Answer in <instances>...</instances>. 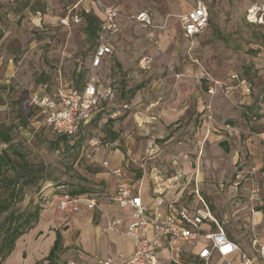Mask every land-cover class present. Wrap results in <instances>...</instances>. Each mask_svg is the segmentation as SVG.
<instances>
[{"label": "rangeland", "instance_id": "obj_1", "mask_svg": "<svg viewBox=\"0 0 264 264\" xmlns=\"http://www.w3.org/2000/svg\"><path fill=\"white\" fill-rule=\"evenodd\" d=\"M97 1L117 10L120 31L109 38L112 54L92 68L96 42L84 33V21L74 23L72 16ZM199 3L208 10V26L187 40L181 17ZM263 7L264 0H0V130L11 128L6 152L13 162L0 182V205L8 206L0 214V242L9 220L35 205L61 217L57 201L72 190L87 188L97 203L109 198L107 185L95 181L108 174L101 161L110 119H94L79 145L33 123L22 129L18 119L30 92H70L95 79L116 90L117 103L131 106L111 120L119 134L112 150L125 152L132 139L129 158L136 167L154 143L160 149L156 165L178 159L185 168L190 183L184 196L196 185L229 238L248 254L264 246L258 211L264 207ZM139 12L151 15L153 27L134 23ZM144 57L152 60L149 71L138 67ZM233 74L247 81L249 95L240 88L225 93V86L236 85ZM151 115L157 123L137 127L136 116ZM92 137L100 139L99 154L87 145ZM81 204L73 216H82ZM70 215L58 219L60 230L69 228ZM76 260V249L59 255L61 264Z\"/></svg>", "mask_w": 264, "mask_h": 264}, {"label": "built area", "instance_id": "obj_2", "mask_svg": "<svg viewBox=\"0 0 264 264\" xmlns=\"http://www.w3.org/2000/svg\"><path fill=\"white\" fill-rule=\"evenodd\" d=\"M96 7L101 10L103 20L99 25L97 47L91 60L92 68L99 67L102 61L112 54L109 38L120 31V16L117 10L111 6H103L99 1L96 2ZM73 9H76V6ZM84 13L87 14L84 9L80 10V14L75 13L72 16L73 22L77 24L82 22ZM261 13L264 15V10ZM131 19L141 28L153 27L152 17L147 12H139ZM208 22V10L199 3L181 17L183 37L192 40L200 36L206 30ZM151 65L152 60L147 57L138 62V67L142 71L151 70ZM230 80L236 85L225 86V93L235 88H240L246 95L251 93V87L245 79L233 74ZM215 85L220 89L223 87L220 82H215ZM27 105L36 110L31 124L49 130L57 137L67 138H83L87 127L97 114L102 113L107 119L114 120L131 110L130 104L117 103L114 88L95 79L88 81L81 93L68 94L62 88L51 95L30 92L27 96ZM87 145L95 154L101 152L98 137H92ZM6 149L7 145L0 142V154ZM154 153V146H149L146 156ZM130 162L134 161L130 160ZM101 167L107 170L114 180L111 198L113 204L131 212L132 221L122 234L132 238L133 253L121 264H162L159 252L165 248L169 250L171 264H264V246H259L254 249L253 254H248L230 239L219 226L196 185L184 197V204L176 207V201L165 200L160 190L162 187L167 191L175 190L180 186L179 201H184L183 195L189 182L180 185L179 182L171 179L155 178L154 185L157 192L154 207L151 208L143 202L134 186L125 180L126 174L123 169L111 168L105 159L101 161ZM79 202H84L88 210H93L96 205L95 201L88 197L73 198L63 194L59 197L57 210L77 213ZM165 207L170 213L161 212ZM121 224V219L114 218L110 221L108 229H118ZM213 227L215 229H212ZM185 256H189L192 263L187 262ZM99 264L116 263L107 259L100 260Z\"/></svg>", "mask_w": 264, "mask_h": 264}, {"label": "crops", "instance_id": "obj_3", "mask_svg": "<svg viewBox=\"0 0 264 264\" xmlns=\"http://www.w3.org/2000/svg\"><path fill=\"white\" fill-rule=\"evenodd\" d=\"M84 10L87 14L95 16L98 24H101L103 14L94 3L92 6L85 7ZM111 47L113 51V46L111 45ZM105 60L102 61L101 65ZM98 81L101 82L100 80ZM102 84L111 86L110 84ZM102 116L104 114H97L95 120ZM135 119L137 127L139 128L157 123V118L154 115L147 117L136 116ZM112 123L106 126L105 132L109 136L110 141L105 144L103 158L108 161L111 168L124 170L126 174L125 180L134 186L147 206L154 207V198L157 192L154 185L155 178L171 179L179 182L180 185L189 182L188 174L185 168L178 163V159L171 160L168 166L156 165V159H160V154H158L160 149L154 143L147 146L143 152L144 158L139 165L134 167V162H130L133 159L129 158L131 151L135 150L132 139L128 142L125 152L118 148L112 150V147L116 145L115 143L119 139V134L111 127ZM89 127L90 125L86 131ZM149 146H154L155 153L151 156H146V150ZM132 169L138 171V174H132ZM98 177L99 180H96L95 183L101 181L107 185V190L110 195L109 198L98 203L95 199L89 198L95 201L96 205L93 210H88L84 202H79L78 204L82 203L81 207H83L81 217H75L72 215L73 213L65 211L61 213V217L57 218L54 209H52L51 213L48 212L49 208L42 210L35 229L28 231L15 242L14 250L1 264H46L44 258L53 246L56 232L62 238L61 245L62 249H64L63 252L70 248L76 249L77 260L69 261L66 264H99L100 260L107 259L113 260L116 264H121L123 260L128 259L133 253V241L130 236L123 235L122 232L132 221L131 212L128 209H120L113 204L111 198L114 191V180L107 173L100 174ZM179 187L178 189L169 191L162 187L160 190L165 200L176 201V207L184 204V197L186 196L183 195L184 201H179L181 195L179 193ZM95 210L97 211V216L94 215ZM161 212L170 213L166 207L162 208ZM67 214H71L66 224L69 228L62 231L59 228L60 224L58 219H62ZM258 215L260 214L258 213ZM114 218L121 219L122 224L118 229L109 230V223ZM28 259L30 262H28ZM159 259L162 264H171L169 250L167 248L159 252ZM185 260L191 262L189 256H185ZM57 264H61V262L58 260Z\"/></svg>", "mask_w": 264, "mask_h": 264}, {"label": "trees", "instance_id": "obj_4", "mask_svg": "<svg viewBox=\"0 0 264 264\" xmlns=\"http://www.w3.org/2000/svg\"><path fill=\"white\" fill-rule=\"evenodd\" d=\"M84 17V33L90 39L92 42H96L97 47V38H98V30H99V24L98 20L95 16L91 14H82ZM79 81H81V76L78 77ZM86 83H84L83 87L81 89H74V91H66L68 94H74V93H81ZM43 94L51 95L52 93H45L41 92ZM36 115V110L34 108H31L28 106V109L26 111H19L18 112V119L21 123L22 129L28 128L31 124L33 117ZM97 120L99 118H96ZM112 123L111 120L107 122V125H110ZM115 137V135L113 134ZM59 141H67L71 140L73 141V144L79 145V141L81 140V137L78 138H67V137H58ZM0 142L7 145V148L12 143V136H11V128H4L0 130ZM7 150V149H6ZM6 150H4L0 154V182L3 179V174L6 169L12 166V160L10 156L7 154ZM14 155H16L20 160L23 161V156L21 154H18L16 152H13ZM89 190L87 188H78L76 190H72L68 195L76 198V197H88ZM13 194H11V197ZM8 210V206L6 204L0 205V214L6 212ZM43 209L39 205H35L32 210L26 212L23 215H19L16 218L12 217L9 220V226L5 231L4 237L2 238L0 242V262H3L14 250L15 242L24 234H26L29 230H31L39 220L40 213ZM262 214H264V207L259 208L258 210ZM212 229H215L213 227ZM231 239V238H230ZM62 238L58 232H56V238L53 243V246L51 247L48 256L45 258L46 264H57L59 260V255L64 251L62 249Z\"/></svg>", "mask_w": 264, "mask_h": 264}, {"label": "bare ground", "instance_id": "obj_5", "mask_svg": "<svg viewBox=\"0 0 264 264\" xmlns=\"http://www.w3.org/2000/svg\"><path fill=\"white\" fill-rule=\"evenodd\" d=\"M252 12V11H251Z\"/></svg>", "mask_w": 264, "mask_h": 264}]
</instances>
